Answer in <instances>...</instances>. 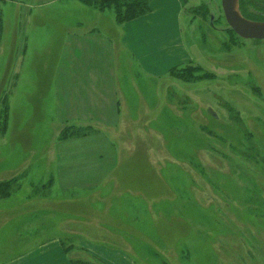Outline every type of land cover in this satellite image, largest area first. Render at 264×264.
<instances>
[{"label": "rangeland", "instance_id": "obj_1", "mask_svg": "<svg viewBox=\"0 0 264 264\" xmlns=\"http://www.w3.org/2000/svg\"><path fill=\"white\" fill-rule=\"evenodd\" d=\"M80 1H0V182L11 181L8 196L0 198V264L13 262L25 242L49 231L60 235L68 264H102L75 251L81 236L53 230V219L89 215L88 197L95 196L73 203V195L51 187L47 152H60L63 130L79 129L85 135L103 131L121 144L127 163L124 179L120 175L127 186L147 196L162 193L153 200L158 203L145 205L153 214L113 223L133 234L110 241L129 249L134 264H264V40L238 37L225 21L221 0H152L144 16H166L156 38L178 55L177 65L153 77L145 66L159 57L157 50L136 49L131 58L121 52L118 34L130 21L118 23L112 7L97 10ZM235 10L247 21L264 23V0H236ZM88 32L102 38L97 68L119 73L124 125L95 118L78 124L70 114L79 109L65 110L66 98L58 101L53 93L59 70L69 71L70 85L77 88L84 68L93 65L91 54H81L80 61L74 55L81 53L74 52L75 35L83 40ZM190 67L198 69L193 76L210 75H178ZM173 69L178 74L171 75ZM72 93L78 104L79 93ZM153 152L164 163L161 181L148 162ZM107 194L106 188L97 190L98 198ZM140 202L122 209L133 215ZM88 230L106 239V229L81 231Z\"/></svg>", "mask_w": 264, "mask_h": 264}, {"label": "crops", "instance_id": "obj_2", "mask_svg": "<svg viewBox=\"0 0 264 264\" xmlns=\"http://www.w3.org/2000/svg\"><path fill=\"white\" fill-rule=\"evenodd\" d=\"M180 8L183 10L181 2ZM151 13L146 16L143 15L146 18L139 17L123 25L121 32L118 34V41L122 44L121 52L129 56V58H131L130 54H135L134 50L136 49H143V51L147 52H151L153 49L157 50L160 54L159 57L154 60L153 64H148L145 68L147 69V72H151L153 77L163 76L169 68L178 64V58H176L178 55L177 51L171 48L166 41L161 39L163 42H159L157 40L158 38H156L158 33L166 28V25L163 24L165 23L164 19L166 16L161 14L155 16L154 13ZM142 19L151 20L142 22ZM176 21L178 25V16ZM96 25L98 26L100 23H96ZM111 25L113 26V23H111ZM86 35L88 37L83 38V40H81L83 36L80 34L75 35L76 38L73 42L74 52L81 51V53L78 55L74 53V55L76 58H79L77 61H80L81 54L85 56L91 54L93 57V65L84 68L82 71L85 76L84 80L76 86L77 88H72L70 85L71 75L69 71H66V75H64L63 70H59L58 75L54 80L55 84L53 85V93L58 97V101H60V97L61 101L66 98L65 110L73 111L79 109L75 110V112L73 111V114H70V118H74L78 124L79 122L80 124H84L88 120H94L95 118L105 121L108 124L114 123V121L117 120L116 125H124L125 122L123 121V115L125 113L122 109L124 103L118 96L119 94L121 96L120 88L118 86L120 81V79H118L119 73L114 69L110 71L97 68L96 56H98V53H100L103 48V45L97 43L102 42V38L92 35L91 32L86 33ZM90 38L96 43L89 40ZM156 41L157 43H161L159 48L156 46ZM166 45H168V47ZM99 46L100 48H98ZM171 62L173 63L167 64ZM114 75L115 77L117 76V84H114ZM73 91L74 93H79L77 98V102H79L78 104L73 101ZM86 116L90 118H87ZM78 117L79 119L83 118L84 120H78ZM110 120L112 121L110 122ZM116 130L121 134L119 127ZM58 144L61 145L60 152H47L48 156L52 158H49L52 161V167L49 171V174H51L52 189L60 194H65L66 196L73 195L74 200L71 199V202L73 203L85 201V198L87 197L82 196L87 195L88 193L91 195L92 192H95V196H91V198L88 197L91 207L89 210L90 213L87 212L89 215H81L82 213L75 212L71 214L72 216L67 218L60 219V217H58L53 219L52 222H57V225H55L53 230L59 228L63 230L65 233L64 235L66 236H81L83 240L79 242L80 245L78 243L75 251L78 250L80 253H89L102 264H134L127 253L130 252L129 249L123 248L119 244L113 245V240L110 238L113 235H117L116 237H130L133 234L127 229L118 230L113 223L118 224L119 222H122L120 221L121 219L124 221L138 220V218L141 217L139 215L145 214L143 212L146 211L149 212V214H153V210L148 209L145 205H155L158 203L153 200L156 197H160L162 193L157 196L154 194L152 196H147L144 194L143 189L140 190L139 187L133 188V186H127V180H124V182L121 180V175L123 173L125 177V171L123 172V169L127 163L124 162L120 156L121 149H119V145L121 146V144H117L114 138L112 139L110 135L103 131H95L79 138L58 140ZM148 155L153 160H148V162L155 167L158 174L160 173L159 181H161L162 172H160V170L163 171L161 165L164 164L161 162V155L156 152ZM168 157H172V155L169 154ZM126 175L131 177L130 172L129 174L127 172ZM164 183L167 185L166 180H164ZM166 187L170 193L171 190L169 186L167 185ZM102 188H106L108 194L104 196L102 195L98 198L97 190ZM153 192H150L149 195ZM135 199L142 201L139 205H135V214L133 213L132 215L130 209L127 211L122 209L124 204L129 206L131 201H134ZM147 200H151L152 203H148ZM166 200L172 201L174 199L169 198ZM11 211L15 212L16 209L12 208ZM20 211L23 214L25 213L22 208ZM18 219L20 220V218ZM97 220L98 222L100 220L102 222L98 225L96 223ZM48 227L51 228L52 226L48 225ZM93 227L106 229V239L103 238L104 236L102 233L101 236H99L98 232L93 234L91 230H88L87 233L81 231L82 229L86 230L87 228L91 229ZM128 228L130 229V227ZM116 231L117 234H115ZM50 232L51 231L37 233L48 237L49 239L46 241L41 237H37L36 234L35 238L25 242L23 246L18 249V258L9 264H59L60 262L61 264H65L66 261L63 255L64 250L60 245V235L50 236ZM1 234H3V232ZM97 235L101 239H98ZM154 238L155 240L157 239L155 235ZM110 239L112 241H110ZM75 253L79 254L78 252ZM61 257L64 259L63 262ZM124 260L127 262L124 263Z\"/></svg>", "mask_w": 264, "mask_h": 264}, {"label": "trees", "instance_id": "obj_3", "mask_svg": "<svg viewBox=\"0 0 264 264\" xmlns=\"http://www.w3.org/2000/svg\"><path fill=\"white\" fill-rule=\"evenodd\" d=\"M2 1V0H0ZM152 0H81L80 2L86 6L88 5H94L96 6L97 10H102L103 8L112 7L114 14H115V21L118 23H125L131 20H134L140 16L145 15L149 11V3ZM0 33H1V23H0ZM1 38V36H0ZM193 70H198L196 68H189V71L185 70L180 71L178 75L185 76L189 79V74L192 75V78L199 80L202 77H207L210 74H203L202 76H193ZM185 72V73H184ZM171 75H176L174 69L170 72ZM180 77V76H176ZM81 129L78 130V133L74 134V132L71 130L64 131L59 135L60 140H67L69 138L74 137H81L84 136L86 133H81ZM11 181H4L0 182V198L7 197L8 193L7 187L10 184ZM75 264H81L79 261L75 262Z\"/></svg>", "mask_w": 264, "mask_h": 264}, {"label": "water", "instance_id": "obj_4", "mask_svg": "<svg viewBox=\"0 0 264 264\" xmlns=\"http://www.w3.org/2000/svg\"><path fill=\"white\" fill-rule=\"evenodd\" d=\"M232 1L233 0H221V9L228 27L242 39L264 40V23H255L245 20L235 10ZM253 26H260V28Z\"/></svg>", "mask_w": 264, "mask_h": 264}, {"label": "bare ground", "instance_id": "obj_5", "mask_svg": "<svg viewBox=\"0 0 264 264\" xmlns=\"http://www.w3.org/2000/svg\"><path fill=\"white\" fill-rule=\"evenodd\" d=\"M232 3H233V7H235L236 6V0H233L232 1ZM251 25V24H250ZM252 26V25H251ZM253 27H259L260 28V26H253ZM263 27V26H262Z\"/></svg>", "mask_w": 264, "mask_h": 264}]
</instances>
